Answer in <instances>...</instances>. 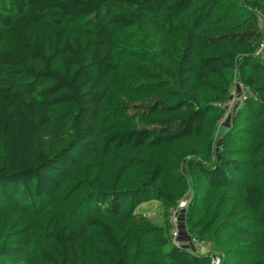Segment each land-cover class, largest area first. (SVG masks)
Returning a JSON list of instances; mask_svg holds the SVG:
<instances>
[{
  "label": "trees",
  "instance_id": "16d2710c",
  "mask_svg": "<svg viewBox=\"0 0 264 264\" xmlns=\"http://www.w3.org/2000/svg\"><path fill=\"white\" fill-rule=\"evenodd\" d=\"M260 18L264 0H0V264H209L137 211L190 188L194 238L264 264Z\"/></svg>",
  "mask_w": 264,
  "mask_h": 264
},
{
  "label": "rangeland",
  "instance_id": "374dc122",
  "mask_svg": "<svg viewBox=\"0 0 264 264\" xmlns=\"http://www.w3.org/2000/svg\"><path fill=\"white\" fill-rule=\"evenodd\" d=\"M259 27H261V23H259ZM232 91V92H231ZM235 94H234V92ZM242 93L239 94V92L236 91L234 84L232 83L230 86V93L227 101L224 103L223 108H221L222 113L225 118H223L219 123L217 127H230L233 125L235 121V115L236 112L241 105V96ZM237 130V127L235 128ZM220 132L216 133L214 136V146H215V152L217 153L221 143H222V137L220 136ZM195 178L193 177L190 179V182L195 186L200 185L199 181L195 182ZM192 197V189L187 192V198L190 200ZM189 204V202H188ZM188 207V206H187ZM187 209V208H186ZM186 209L180 213V219H179V238L180 242L183 246H186V249L190 248V241L194 238V234L196 231L193 229V225L195 226L196 221H194L193 216H188V212H186ZM138 212L143 213L147 218L150 219L152 224H155L157 226H165L167 224V217L169 222V213L168 216H165L164 209L162 205L159 202L151 201L147 204L141 205L138 209ZM193 234V235H192ZM193 236V237H190ZM188 242V243H187ZM189 250V249H188ZM192 250V249H191ZM189 250V251H191ZM193 251V250H192ZM212 252V251H211ZM210 252V253H211ZM221 264V263H220Z\"/></svg>",
  "mask_w": 264,
  "mask_h": 264
},
{
  "label": "built area",
  "instance_id": "2783aa9c",
  "mask_svg": "<svg viewBox=\"0 0 264 264\" xmlns=\"http://www.w3.org/2000/svg\"><path fill=\"white\" fill-rule=\"evenodd\" d=\"M259 23H261L260 28L263 29V31H264V20L261 18L258 19V24ZM253 57L264 62V36H263L262 42L260 43L258 49L254 53ZM232 83L234 84L236 91L239 92V94L242 93L241 94L242 98L240 100L242 103L246 98V91L243 88V86L239 82H237L236 80H234ZM234 94H235V92H234ZM223 105H224V103L222 105H218V107L221 109V108H223ZM223 115L224 114L222 113V117L219 120V122L223 118H225L224 117L225 115L224 116ZM188 202H189V199L187 198V193H186L181 199L178 200L175 207L173 209H171L169 212L171 244L174 245L175 247H180V248H185V249H186V246H183L181 244L180 238H179V233H180L179 232V219H180V213L183 212L187 208ZM189 244L191 246L190 250L191 249L193 250V251L191 250L190 252L195 254V255H202V248L204 246L205 247L209 246L208 243L199 242L197 239H192ZM208 261H209V264H220V258L213 252L208 253Z\"/></svg>",
  "mask_w": 264,
  "mask_h": 264
},
{
  "label": "crops",
  "instance_id": "0c3cea01",
  "mask_svg": "<svg viewBox=\"0 0 264 264\" xmlns=\"http://www.w3.org/2000/svg\"><path fill=\"white\" fill-rule=\"evenodd\" d=\"M191 247V246H190ZM190 250V248H188ZM211 251L209 250V247H203L202 248V255H206L208 253H210Z\"/></svg>",
  "mask_w": 264,
  "mask_h": 264
}]
</instances>
